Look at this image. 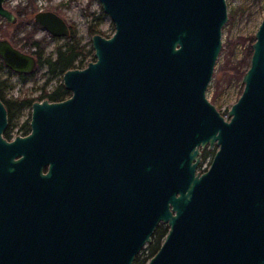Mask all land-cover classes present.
I'll list each match as a JSON object with an SVG mask.
<instances>
[{"label": "water", "instance_id": "obj_1", "mask_svg": "<svg viewBox=\"0 0 264 264\" xmlns=\"http://www.w3.org/2000/svg\"><path fill=\"white\" fill-rule=\"evenodd\" d=\"M98 1L114 33L92 35L94 60L63 74L70 96L33 102L31 134L12 143L0 101V179L30 228L24 254L0 264H133L159 225L146 264H264V19L225 118L206 91L226 0ZM34 21L69 36L53 12ZM0 61L17 75L37 67L3 38Z\"/></svg>", "mask_w": 264, "mask_h": 264}, {"label": "rangeland", "instance_id": "obj_2", "mask_svg": "<svg viewBox=\"0 0 264 264\" xmlns=\"http://www.w3.org/2000/svg\"><path fill=\"white\" fill-rule=\"evenodd\" d=\"M226 6L227 21L222 29L221 50L206 91L208 101L225 118L243 90L242 76L250 65L251 44L264 19V0H226ZM4 7L15 13L17 22L8 24L0 17V38L7 39L15 48L27 54L36 52L34 42H37V51L42 52L41 61L46 57L54 58L56 47L66 44L69 37H52L38 25L34 15L40 11L57 14L75 29L81 45L92 52L83 67L92 62L90 59L94 56L88 28L95 27L104 37L114 33L113 24L102 11L98 0H6ZM62 76L59 73L50 74L43 63L37 64L25 81L6 69L0 70V78L6 80L4 89L14 94L27 92L30 98L40 96L43 87L50 92L60 86ZM210 161L211 157L207 158L201 169H206Z\"/></svg>", "mask_w": 264, "mask_h": 264}, {"label": "flooded vegetation", "instance_id": "obj_3", "mask_svg": "<svg viewBox=\"0 0 264 264\" xmlns=\"http://www.w3.org/2000/svg\"><path fill=\"white\" fill-rule=\"evenodd\" d=\"M17 12L18 11H16V14H18ZM13 15L15 16L16 19L15 23H16L17 16L15 15V13H13ZM66 25L68 28V32L70 34L71 26H69V24L67 23ZM30 55H33L37 60L36 54H30ZM37 64H38V60H37ZM81 68H83V66ZM16 76L21 77L24 75L16 74ZM0 81L6 87V80H2L0 78ZM42 92L43 93L45 92L46 94L49 93L45 91V87L42 88ZM43 93H41L40 96ZM27 94L28 93L24 91H20L19 93L14 94L10 92L9 89L7 90L4 88L0 89V101L3 103L7 118V125L3 130V132L1 133V139L5 143H12L17 138L24 139L27 136H29L32 132L31 129L32 104L33 102H35L34 101L35 98H30ZM206 150L212 151V155H211L212 158L214 152L216 151V148L215 147L212 149L206 148L204 152ZM21 156L22 155H19L15 159H19L21 158ZM20 213L21 212L17 206H15L12 202L9 203L7 199L6 191L2 187V182L0 179V256H4V255L6 256L8 254L22 255L24 254V250H25L24 246H27L30 243V237L28 233H25V230L26 232H28L30 228H25L24 226L25 219L23 216L20 215ZM165 234L159 240H156V238L153 235L151 238V242L148 245H152L153 250L157 251L165 237Z\"/></svg>", "mask_w": 264, "mask_h": 264}, {"label": "trees", "instance_id": "obj_4", "mask_svg": "<svg viewBox=\"0 0 264 264\" xmlns=\"http://www.w3.org/2000/svg\"><path fill=\"white\" fill-rule=\"evenodd\" d=\"M89 34L92 36L94 34H101L95 27L91 26L88 28ZM35 49L39 47L37 42H34ZM34 52L36 54L38 64L43 63L46 66L47 71L50 74H64L67 70L81 68L84 65V62L87 58L92 54L90 50L86 49L85 45H81L80 39L76 36V31L74 28L71 27L70 34H69V41L64 44L63 46L56 47L55 49V57L50 58L46 57L43 61H41L42 52L40 50ZM90 60H94V56ZM6 69L2 62L0 61V70ZM8 73H11L8 69H6ZM28 76H21L20 79L25 81ZM5 86L0 81V89H3ZM69 96V93L64 89L63 85L61 84L56 89L50 91L48 94L45 92L34 99V101L40 100H48L51 102H59L65 100ZM31 103V102H29ZM212 151H205L202 156L201 164L199 165V169L202 168L203 164L205 163L206 159L211 157ZM167 232L166 227L163 225H159L155 232L154 237L156 240H159L163 235ZM156 250H153L152 245H148L145 249H142L139 255L135 258L133 264H146L149 259L153 256ZM144 252H147L144 254Z\"/></svg>", "mask_w": 264, "mask_h": 264}]
</instances>
